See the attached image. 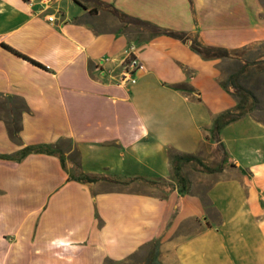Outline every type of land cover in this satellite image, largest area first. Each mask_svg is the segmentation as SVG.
Returning a JSON list of instances; mask_svg holds the SVG:
<instances>
[{"label": "crops", "instance_id": "0c3cea01", "mask_svg": "<svg viewBox=\"0 0 264 264\" xmlns=\"http://www.w3.org/2000/svg\"><path fill=\"white\" fill-rule=\"evenodd\" d=\"M260 44L264 0H0V264H264V119L220 71Z\"/></svg>", "mask_w": 264, "mask_h": 264}, {"label": "rangeland", "instance_id": "374dc122", "mask_svg": "<svg viewBox=\"0 0 264 264\" xmlns=\"http://www.w3.org/2000/svg\"><path fill=\"white\" fill-rule=\"evenodd\" d=\"M263 48L264 44H260L258 52H263ZM220 71L225 76L227 83L229 82V84L235 86V88L233 86L231 88L236 95L244 92L251 97L254 104L253 114L259 119H264V57L243 58L241 60L227 58L220 65ZM69 156L73 161L75 160L74 151H71ZM183 166L186 174L194 180L198 178L197 176H200L194 168ZM196 189L202 191L203 186L201 185ZM128 264H136V260L130 261Z\"/></svg>", "mask_w": 264, "mask_h": 264}, {"label": "trees", "instance_id": "16d2710c", "mask_svg": "<svg viewBox=\"0 0 264 264\" xmlns=\"http://www.w3.org/2000/svg\"><path fill=\"white\" fill-rule=\"evenodd\" d=\"M14 132L15 130H13L12 128H9V134L11 135V137H14ZM29 151L54 152L55 148H51L50 146H47V145L28 146V147H24L18 152V157H21L22 155H24L25 153ZM168 159H169V163L171 166L170 179H172L173 181L177 183V185H179V189H182L184 186L185 180L180 172L181 165L185 161L194 159V157L189 154L169 153ZM59 160L61 161V164H62V158L60 156H59ZM74 163L77 164L76 161ZM68 177L75 179V180H79V181H94L97 179L96 176H90L84 173H80L76 177L72 175H69Z\"/></svg>", "mask_w": 264, "mask_h": 264}, {"label": "built area", "instance_id": "2783aa9c", "mask_svg": "<svg viewBox=\"0 0 264 264\" xmlns=\"http://www.w3.org/2000/svg\"><path fill=\"white\" fill-rule=\"evenodd\" d=\"M48 20H52V16H47ZM133 45L127 44L122 50L121 57V69L118 72V76L116 79L117 84H123L125 82L133 83L135 81V77L133 76V72L141 67L140 62L136 59V57L132 54ZM106 59V58H104Z\"/></svg>", "mask_w": 264, "mask_h": 264}]
</instances>
